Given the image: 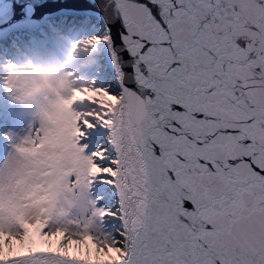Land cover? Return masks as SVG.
Returning a JSON list of instances; mask_svg holds the SVG:
<instances>
[{
    "label": "snow or ice",
    "instance_id": "1",
    "mask_svg": "<svg viewBox=\"0 0 264 264\" xmlns=\"http://www.w3.org/2000/svg\"><path fill=\"white\" fill-rule=\"evenodd\" d=\"M103 12L82 45L118 41L128 71L114 52L115 89L5 134L0 264H264V0ZM97 125L107 146L89 153Z\"/></svg>",
    "mask_w": 264,
    "mask_h": 264
},
{
    "label": "clouds",
    "instance_id": "2",
    "mask_svg": "<svg viewBox=\"0 0 264 264\" xmlns=\"http://www.w3.org/2000/svg\"><path fill=\"white\" fill-rule=\"evenodd\" d=\"M95 46L76 45L60 51V57L41 52L0 66V88L11 104L28 118L29 129L47 125L57 113L83 110L85 91L91 86L81 67L96 65ZM77 73L78 75H73ZM23 139V137H20Z\"/></svg>",
    "mask_w": 264,
    "mask_h": 264
},
{
    "label": "rangeland",
    "instance_id": "3",
    "mask_svg": "<svg viewBox=\"0 0 264 264\" xmlns=\"http://www.w3.org/2000/svg\"><path fill=\"white\" fill-rule=\"evenodd\" d=\"M67 24H59L52 20L53 29L45 26L43 32L36 36H28L24 33H18L15 36L8 38V43H0V66H8L10 63L16 62L18 59H23L31 56L33 52H41L60 57V51L64 48L74 47L78 44L82 45L94 36H102L106 34L102 25H99L96 20L85 18L84 20L64 19ZM69 22V23H68ZM65 26V27H64ZM49 28V29H48ZM105 43L100 42L96 45L98 52L95 55L96 65L91 67H81L80 73L88 77L91 82H95L97 86L108 87L112 86L115 89V82L107 65L104 62L102 51ZM62 59V57H60ZM73 75H78L73 73ZM3 88H0V154H5L7 151L5 134H11L13 137H24L30 131L28 127V118L22 112L18 105L11 104L7 97L3 95ZM107 130L100 125L87 131V138L83 143L88 145L87 152L95 151L98 148L107 146ZM109 203L115 202V194L111 193L108 198Z\"/></svg>",
    "mask_w": 264,
    "mask_h": 264
},
{
    "label": "water",
    "instance_id": "4",
    "mask_svg": "<svg viewBox=\"0 0 264 264\" xmlns=\"http://www.w3.org/2000/svg\"><path fill=\"white\" fill-rule=\"evenodd\" d=\"M104 0H0V43H6L8 38L20 32L31 33L43 26L47 19L55 21H72V19L91 21L96 20L105 32L108 31L111 22L103 12ZM119 23H114L112 33L119 30ZM110 48L105 43L102 55L107 69L116 83V64L113 53H116L122 69L128 71L127 53L118 46Z\"/></svg>",
    "mask_w": 264,
    "mask_h": 264
},
{
    "label": "trees",
    "instance_id": "5",
    "mask_svg": "<svg viewBox=\"0 0 264 264\" xmlns=\"http://www.w3.org/2000/svg\"><path fill=\"white\" fill-rule=\"evenodd\" d=\"M48 26L50 27V29H52L51 31H54V29L52 28L53 27V23H51V22H48ZM65 27V26H64ZM40 32H43V29H40L39 30V33Z\"/></svg>",
    "mask_w": 264,
    "mask_h": 264
},
{
    "label": "bare ground",
    "instance_id": "6",
    "mask_svg": "<svg viewBox=\"0 0 264 264\" xmlns=\"http://www.w3.org/2000/svg\"><path fill=\"white\" fill-rule=\"evenodd\" d=\"M13 36H15L16 37V35H13ZM6 44V43H5Z\"/></svg>",
    "mask_w": 264,
    "mask_h": 264
}]
</instances>
